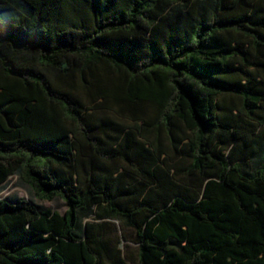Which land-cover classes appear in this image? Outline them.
<instances>
[{
  "label": "trees",
  "instance_id": "obj_1",
  "mask_svg": "<svg viewBox=\"0 0 264 264\" xmlns=\"http://www.w3.org/2000/svg\"><path fill=\"white\" fill-rule=\"evenodd\" d=\"M111 220L264 264V0H0V264H124Z\"/></svg>",
  "mask_w": 264,
  "mask_h": 264
},
{
  "label": "rangeland",
  "instance_id": "obj_2",
  "mask_svg": "<svg viewBox=\"0 0 264 264\" xmlns=\"http://www.w3.org/2000/svg\"><path fill=\"white\" fill-rule=\"evenodd\" d=\"M171 157L172 154L167 150V160ZM5 198L24 200L33 198L44 209H49L60 214H63L67 209L66 202L61 198L54 199L53 201L35 199L31 189L22 184L18 176H10L7 182L2 185L1 199ZM106 224L108 225L104 234L107 238L111 239L114 248L121 250V258L125 262L124 264H139V244L136 241L135 231L133 229L124 230L121 223L114 220Z\"/></svg>",
  "mask_w": 264,
  "mask_h": 264
}]
</instances>
